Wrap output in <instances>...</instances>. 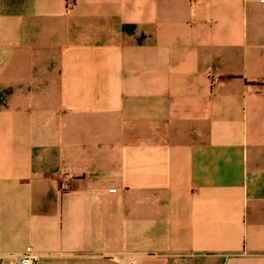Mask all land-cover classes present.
<instances>
[{"label": "crops", "instance_id": "1", "mask_svg": "<svg viewBox=\"0 0 264 264\" xmlns=\"http://www.w3.org/2000/svg\"><path fill=\"white\" fill-rule=\"evenodd\" d=\"M263 78L264 0H0V264H264Z\"/></svg>", "mask_w": 264, "mask_h": 264}, {"label": "built area", "instance_id": "2", "mask_svg": "<svg viewBox=\"0 0 264 264\" xmlns=\"http://www.w3.org/2000/svg\"><path fill=\"white\" fill-rule=\"evenodd\" d=\"M219 77L217 75H212L211 81L215 83ZM261 84L264 87V78L261 80ZM59 181V187L62 191H69L72 189V179L73 176L69 172H62L56 175ZM38 255L34 253L31 246H27L25 250L18 256L15 264H36ZM122 264H136L133 259H127Z\"/></svg>", "mask_w": 264, "mask_h": 264}]
</instances>
